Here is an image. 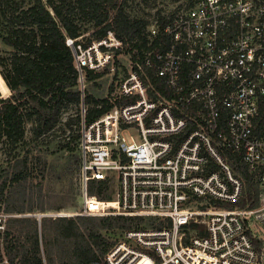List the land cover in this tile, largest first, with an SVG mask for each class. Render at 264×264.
Returning a JSON list of instances; mask_svg holds the SVG:
<instances>
[{
	"label": "built area",
	"instance_id": "1",
	"mask_svg": "<svg viewBox=\"0 0 264 264\" xmlns=\"http://www.w3.org/2000/svg\"><path fill=\"white\" fill-rule=\"evenodd\" d=\"M144 34L158 45L137 58L113 30L66 37L82 99L86 69L115 78L104 113L86 122L79 104L77 206L49 215L123 218L102 258L77 264H264V0H182L156 8ZM226 151L257 185L253 206L235 204L245 179ZM91 181L115 192L91 193Z\"/></svg>",
	"mask_w": 264,
	"mask_h": 264
},
{
	"label": "trees",
	"instance_id": "2",
	"mask_svg": "<svg viewBox=\"0 0 264 264\" xmlns=\"http://www.w3.org/2000/svg\"><path fill=\"white\" fill-rule=\"evenodd\" d=\"M127 2L128 0H0V42L9 48L4 51L0 46V91L4 94H0V139L3 138L8 145L9 154L24 140L27 120L34 122L32 134L39 137L55 127L63 109L68 105L79 106L83 100L86 104V122L110 108L112 103L109 95L115 75H111L108 70L86 69L85 95L82 99L73 50L65 40L66 37L75 38L86 34L80 24L83 18L92 21L95 27L93 36L83 35L86 41L100 38L108 30H113L122 40L125 54L132 58L140 57L143 49L158 45V39L153 45H147L144 34L147 20L145 17H130L125 9ZM160 18L163 19L162 16ZM159 37L163 40L159 48H164L168 37ZM147 71L150 81L167 94L153 69L148 68ZM77 119H81L80 113L77 114ZM72 120L73 117L69 116L64 123L70 126ZM192 127L194 125L189 124L187 130ZM68 136L69 139L63 146L72 152V163L78 169L80 154L75 143L78 133L73 132ZM27 151L29 150L22 156L14 157L11 167L5 170V176L0 182V202L5 201L8 183H19L26 179L29 172ZM224 153L233 172L245 179L243 196L235 204L253 206L257 201L256 183L238 157L228 151ZM106 187V181H91L89 190L110 199L111 195L105 191ZM19 211L22 212L23 209ZM18 220L27 224L21 226L19 232L12 233L7 228L0 230V264H55V258L62 260L66 250L53 255L47 238L44 241L47 248L44 249L45 260L43 259L39 238L41 232L46 236L57 235L62 241L61 246L65 245L70 249L66 252L67 257H72L71 261L76 264L97 261L122 236L123 227V218L119 216H44L40 218L41 231L38 219L34 216L11 219ZM86 223L90 229L83 232L80 226ZM95 227H115L119 234L111 239L98 229L94 230ZM255 247L261 252L259 242L255 243ZM61 263L66 264L63 261Z\"/></svg>",
	"mask_w": 264,
	"mask_h": 264
},
{
	"label": "rangeland",
	"instance_id": "3",
	"mask_svg": "<svg viewBox=\"0 0 264 264\" xmlns=\"http://www.w3.org/2000/svg\"><path fill=\"white\" fill-rule=\"evenodd\" d=\"M179 1L182 0H128L125 9L130 17H145L148 20L156 8L169 11ZM80 24L83 30H85V36H93L95 27L92 21L82 18ZM0 46L4 51L9 49L1 42ZM121 56L126 59L125 55ZM127 57L130 58V56ZM0 70H2L1 66ZM108 81L109 79H107V83ZM0 94L3 93L0 91ZM79 113V106L68 105L63 109L59 122L55 127L41 134L39 137H35L32 134L34 122L27 120L24 140L10 154L8 153V145L3 141V138L0 139V182L5 176V170L10 168L14 162V157L22 156L26 150H29L27 151L29 153L27 171L29 172L26 179L19 183H8L9 185L7 184V188L5 189V201L0 202V214L2 216V223L4 224L3 229L7 228L12 233H17L20 231L21 226H27V224L19 220L11 221L12 218L51 217L49 215L51 212L77 206L79 201L78 189L75 183L77 167L72 163V157L70 156L72 152L67 147H64L63 143L67 142L68 135L77 132L79 124L77 114ZM69 116H72L74 119L70 126L64 123ZM110 188V190L109 187L107 188L108 193H114L116 183H112ZM19 209H23V211L20 212ZM49 221L50 219L46 223L49 224ZM87 225L89 224L86 223L80 226L83 232H87V229H90ZM38 228L41 231L40 224ZM97 229L111 239L116 238L119 234L118 229L115 227L112 229L94 228V230ZM39 238L43 259L45 258L44 249L47 248L46 244H44L46 238L49 243L48 247L53 255L60 254L62 250H66V252L70 251V249H67V246H61L62 241L57 235L46 236L41 232ZM66 252L62 260L55 258V264H63L61 261L66 262V264H76L71 261L72 257H67L68 254ZM261 261L264 263V254Z\"/></svg>",
	"mask_w": 264,
	"mask_h": 264
},
{
	"label": "water",
	"instance_id": "4",
	"mask_svg": "<svg viewBox=\"0 0 264 264\" xmlns=\"http://www.w3.org/2000/svg\"><path fill=\"white\" fill-rule=\"evenodd\" d=\"M38 223L40 224V219H38Z\"/></svg>",
	"mask_w": 264,
	"mask_h": 264
},
{
	"label": "bare ground",
	"instance_id": "5",
	"mask_svg": "<svg viewBox=\"0 0 264 264\" xmlns=\"http://www.w3.org/2000/svg\"><path fill=\"white\" fill-rule=\"evenodd\" d=\"M146 263H147V261H146Z\"/></svg>",
	"mask_w": 264,
	"mask_h": 264
}]
</instances>
